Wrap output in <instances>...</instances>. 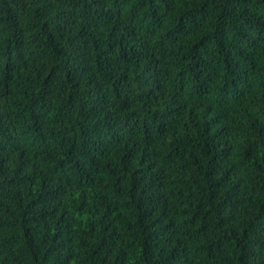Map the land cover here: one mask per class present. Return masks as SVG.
<instances>
[{
	"label": "trees",
	"instance_id": "1",
	"mask_svg": "<svg viewBox=\"0 0 264 264\" xmlns=\"http://www.w3.org/2000/svg\"><path fill=\"white\" fill-rule=\"evenodd\" d=\"M0 264H264V0H0Z\"/></svg>",
	"mask_w": 264,
	"mask_h": 264
}]
</instances>
